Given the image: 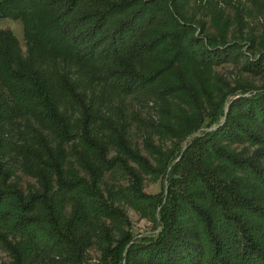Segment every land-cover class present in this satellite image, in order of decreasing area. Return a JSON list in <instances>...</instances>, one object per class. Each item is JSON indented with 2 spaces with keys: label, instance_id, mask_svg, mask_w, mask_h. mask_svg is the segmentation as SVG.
<instances>
[{
  "label": "trees",
  "instance_id": "1",
  "mask_svg": "<svg viewBox=\"0 0 264 264\" xmlns=\"http://www.w3.org/2000/svg\"><path fill=\"white\" fill-rule=\"evenodd\" d=\"M223 1L233 21L219 0H0L25 43L0 30V245L12 264H85L91 234L129 225L117 201L156 231H119L99 264H264V84L213 74L242 46L259 52L246 69L264 70V33L247 22L264 0ZM124 96L159 117L139 130L151 160ZM243 143L258 149L242 156ZM143 175L162 190L144 193Z\"/></svg>",
  "mask_w": 264,
  "mask_h": 264
},
{
  "label": "rangeland",
  "instance_id": "2",
  "mask_svg": "<svg viewBox=\"0 0 264 264\" xmlns=\"http://www.w3.org/2000/svg\"><path fill=\"white\" fill-rule=\"evenodd\" d=\"M220 1V6L224 7L225 12L227 16H229L230 20L233 21L235 19L234 17V11L231 7H229L227 4L224 3L223 0ZM246 5L248 8L252 9V3L247 0ZM192 11L196 14H200L201 12L199 9H194L193 4H191ZM252 15L251 17L247 18V22L250 25V27L254 30H257L258 33H264V9H252ZM234 23V22H233ZM233 27V26H232ZM22 24L18 21H11L7 19L0 20V30H8L10 31L14 37L18 40L21 50L25 53V43L23 40V31H22ZM232 31H234L232 29ZM234 34V33H233ZM231 34V35H233ZM243 45V44H242ZM249 48L242 46V51L244 52L245 57L256 60L259 56L258 51H250ZM239 58L235 61H231L229 63L223 64L221 66L213 67V74L216 77H222L223 79H227L228 81L234 83V80L240 79L241 82L247 83L248 86L252 87H260L262 84H264V70H257V71H248L246 69L245 63L246 58ZM241 96H236L234 99L239 98ZM121 101L123 102L121 104V110H125L128 112L130 110V114L134 115L135 123L132 126V132H131V139L134 142V144L139 148L141 155L146 157L148 160L150 159V154H148V151L143 147L142 142V135L143 131H139L141 128V125L143 121H146L148 123H154L156 122L159 117L155 110L151 108V104H149V107H146L145 103L138 102L136 100H132L129 96H124L121 98ZM128 109H124V108ZM141 116V117H140ZM148 119V120H147ZM147 123V125H148ZM35 125V123L33 122ZM146 125V128H147ZM213 129V127L211 128ZM155 141L153 144L157 145L159 144V141L157 138H154ZM166 143V149L169 142ZM258 148L256 146H251L247 143H243L238 146L239 153L243 156L245 154L246 157L251 156L254 151H256ZM20 172H18V175ZM21 177V183L22 184H30L32 185L34 183V180H32L29 177ZM246 181V180H245ZM244 181H242L243 183ZM124 183V182H120ZM142 183H143V192L148 195H154L159 193L162 188V181L161 180H155L152 179V177L143 175L142 177ZM165 184V183H164ZM249 184V183H248ZM166 185V184H165ZM247 185V184H244ZM24 186V185H23ZM112 187L117 188V182L111 178L110 174H105L103 176V187ZM106 197V195H105ZM115 206L120 208L121 211L124 213L126 218L128 219L129 225L124 226H115L106 223L104 227H108L110 230L109 237L105 239L100 232V230H96L94 234H91V229L87 226L86 230H88V234L90 235L89 238L91 240H87L86 242L88 244H84V250H82V259L85 264H99L100 259L102 258V252L107 244L108 245L110 241H115V239L119 238L120 235L117 234L119 231H122L124 233H130L134 238H143V237H150L151 235H154L156 231V225L153 222L152 219L143 216L141 213H139L136 209H134L130 204H128L125 201H117L115 202ZM77 207V205L67 204L65 205L64 214L66 217H71L73 215V211ZM85 230V232H86ZM126 231V232H125ZM11 239V237H9ZM21 239L20 236L17 235V240L19 241ZM47 256H39L35 258L30 264H54ZM13 259L11 258L10 254L5 251L0 245V264H12Z\"/></svg>",
  "mask_w": 264,
  "mask_h": 264
}]
</instances>
